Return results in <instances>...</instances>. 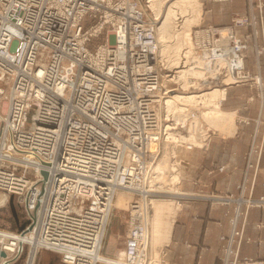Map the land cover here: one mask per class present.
I'll return each instance as SVG.
<instances>
[{
    "label": "built area",
    "instance_id": "2783aa9c",
    "mask_svg": "<svg viewBox=\"0 0 264 264\" xmlns=\"http://www.w3.org/2000/svg\"><path fill=\"white\" fill-rule=\"evenodd\" d=\"M247 1V12L232 11L221 25L203 20L211 9L200 1V19L190 25L178 63L168 66L158 41L161 13L148 0H0V207L12 197L22 218L15 230L0 226V264H99L120 198L126 207L119 260L150 264L157 197L171 202L164 212L172 218L195 199L206 200L208 209L233 204L230 233L219 237L222 264H264L239 255L240 244L250 241L244 236L249 209H264V195H252L255 176L264 171V78L245 65L248 38L256 63L264 57L253 13L264 3ZM204 64L218 69L198 74ZM229 85L253 90L242 108L257 99L255 117L221 108ZM215 86L223 87L217 107L232 116L230 135L204 118L209 106L203 94ZM249 125L237 194L180 190L187 161L181 151H206L214 138L237 137ZM162 157L168 168L161 181L150 183ZM237 170L235 163L211 162L206 175ZM175 172L179 178L172 182ZM165 246L155 264H167Z\"/></svg>",
    "mask_w": 264,
    "mask_h": 264
},
{
    "label": "crops",
    "instance_id": "0c3cea01",
    "mask_svg": "<svg viewBox=\"0 0 264 264\" xmlns=\"http://www.w3.org/2000/svg\"><path fill=\"white\" fill-rule=\"evenodd\" d=\"M264 3V0H261ZM207 6L210 12L204 14L205 22L215 25L227 24L230 13L248 11L247 0H230L226 2H209ZM253 13L257 17V27L264 39V4L261 8H254ZM260 35L259 40H262ZM247 58L245 65L253 73H259L264 78V57H258V64L248 38ZM253 93L247 85H229L225 89L221 102L223 110L239 109L243 114L255 117L258 111V100L250 104L248 109H243L244 97ZM264 113H262V116ZM252 125L244 128L243 133L237 137L214 138L209 148L204 150L181 151L180 155L187 161L181 167V182L179 188L182 192L209 194L212 190L222 189L234 194L238 193L237 185L242 180L246 165L245 155L249 145V132ZM235 153V154H233ZM211 162L235 163L239 170L236 173L225 175H206V170ZM260 164L264 165V151ZM248 185L253 177V169L246 170ZM196 180L200 185H193ZM201 189V191H200ZM252 195L257 197L264 195V171L257 173L253 183ZM233 205V204H232ZM232 205H215L208 209L206 200L195 199L190 201L189 207L175 213L172 219L169 234L162 245L164 248V259L167 264H194L196 253H199L197 264H222L223 247L225 242L220 240V235L227 236L231 225L229 218L233 214ZM194 214L205 218H195ZM241 217H239V220ZM264 223V209L251 208L247 214V223L244 236L250 241H243L239 247L240 256H251L264 259V225L258 228L256 223ZM206 226V232L202 235V228ZM111 230V231H110ZM106 245H111L114 239L112 228L108 229ZM257 239H261L258 244ZM235 245V243H234ZM111 251V250H110ZM105 253V252H104ZM104 264V263H103Z\"/></svg>",
    "mask_w": 264,
    "mask_h": 264
},
{
    "label": "bare ground",
    "instance_id": "6f19581e",
    "mask_svg": "<svg viewBox=\"0 0 264 264\" xmlns=\"http://www.w3.org/2000/svg\"><path fill=\"white\" fill-rule=\"evenodd\" d=\"M148 2H149L150 8L154 11L156 15L161 12V4L163 0H148ZM201 11L202 9H201L199 0H172L167 5L162 19L158 21V25H159L158 26L159 27L158 28V41L160 44V55L163 58H165L166 64L168 66L176 65L178 63L179 51H180L182 44L185 42L186 38L188 37L189 27L192 24L198 23L200 19ZM177 14L180 15L179 17H182L181 22H180L181 27L179 26L180 30H178L175 33L176 36L174 35L175 37L172 40L171 35H172V31L175 26L174 18L178 17V16L175 17V15ZM217 69H218L217 65L204 64V65L198 66L197 73L201 74L204 71L205 72L206 71L215 72L217 71ZM185 73L186 71L182 70L183 78L185 77ZM224 80L228 81V78H225ZM222 95H223V87L221 86H215L211 89H208L206 92H204L203 102L205 103V105L209 106L208 110L204 112V118L215 130H217V133L219 134L224 133V134L230 135L233 133L234 128H235L233 124L232 116L229 113L223 111L220 107L219 108L217 107V99L221 97ZM161 177H163V175L158 174L157 172V174L153 177L152 180L150 178L149 182L152 183L155 180L159 181ZM178 178H179L178 172L171 173L172 182L176 181ZM3 201L4 199L0 197V204ZM156 201L157 200H153V204ZM155 208L157 209L161 208V204L160 203L155 204ZM157 209H156L155 214H157L158 212ZM165 210H167V205L162 210V213L164 215L162 216V220L159 221V223L161 224L160 227L165 233L164 240L162 241L163 243L167 239V235L169 234L170 225L173 219L172 213L168 214L164 212ZM106 232H105V236H106ZM151 233L153 234V229H151ZM159 249L160 247H156L153 249V252L151 253L150 264H155V260L158 258V255H159ZM0 255H1V252H0ZM120 258H121V251L118 253V255L116 254L113 256H106V255H103L102 253L97 255V260L100 263H104V264H121V261L119 260Z\"/></svg>",
    "mask_w": 264,
    "mask_h": 264
},
{
    "label": "rangeland",
    "instance_id": "374dc122",
    "mask_svg": "<svg viewBox=\"0 0 264 264\" xmlns=\"http://www.w3.org/2000/svg\"><path fill=\"white\" fill-rule=\"evenodd\" d=\"M172 0H163L162 4H161V14L160 17L158 18V21H160L165 13L166 7L169 4V2H171ZM204 2L205 4V0H200ZM210 1H208L207 3H209ZM178 16V17H176ZM180 15L177 14L175 15L176 18H174V22H175V26L174 29L172 31V35H171V39L173 40L174 37L176 36V32L178 30H180L181 27V19L182 17H179ZM203 20L205 21V18L203 16ZM177 24V25H176ZM180 26V27H179ZM177 30H176V29ZM179 28V29H178ZM175 35V36H174ZM186 38V42H187ZM169 163L166 162V160L163 158L162 160L159 161V163L156 165L155 169L158 172V174H161L165 169L168 168ZM162 178V177H161ZM153 179V177L151 178V180ZM160 181V179H159ZM159 200H157L154 204V212H156L155 208V204L160 203L161 204V208L157 209L158 212L157 214H154V219L152 221V229H153V234H152V239H153V247H160L163 244V240H164V231L162 230V228L160 227L161 224L159 223V221L162 220V216L164 215L162 213V210L165 208V206L167 205V209H171L169 206V203H171L170 201H164L165 199L162 197H157ZM117 206L113 211L112 214V218H110V222L109 225L107 226V232L108 229L112 228L113 230V235H114V239L112 240V244L111 245H106L105 242L102 245V254L106 255V256H113V255H118V253L120 251H122V247H123V242H124V233H125V223H124V219L125 217L123 216L124 213L122 212L123 209L126 207V201L123 200L122 198H120L117 202ZM164 206V207H163ZM20 221H22L21 218V209L15 204V203H10V200L7 201L3 207H0V226L1 227H6L9 228L11 230H15L18 226V224L20 223ZM156 225V226H155ZM159 226V227H158ZM111 231V230H110ZM104 241H106V236L104 235ZM156 239V240H155ZM155 241V242H154ZM162 243V244H161ZM111 250V251H110ZM105 252V253H104ZM159 253H160V249H159ZM158 259V258H157ZM54 264H60L59 261H56ZM99 264H103V263H99Z\"/></svg>",
    "mask_w": 264,
    "mask_h": 264
},
{
    "label": "water",
    "instance_id": "95a60500",
    "mask_svg": "<svg viewBox=\"0 0 264 264\" xmlns=\"http://www.w3.org/2000/svg\"><path fill=\"white\" fill-rule=\"evenodd\" d=\"M10 203L13 204L12 197H10ZM20 228H22V226H19V229H20ZM1 255L4 256V255H5L4 252H1Z\"/></svg>",
    "mask_w": 264,
    "mask_h": 264
}]
</instances>
